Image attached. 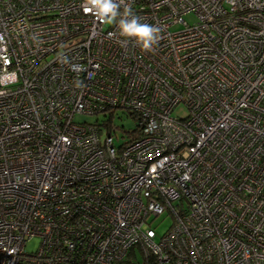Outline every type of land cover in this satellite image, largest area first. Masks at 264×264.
Wrapping results in <instances>:
<instances>
[{
  "label": "built area",
  "instance_id": "1",
  "mask_svg": "<svg viewBox=\"0 0 264 264\" xmlns=\"http://www.w3.org/2000/svg\"><path fill=\"white\" fill-rule=\"evenodd\" d=\"M125 7L0 0V264H264V0Z\"/></svg>",
  "mask_w": 264,
  "mask_h": 264
},
{
  "label": "clouds",
  "instance_id": "2",
  "mask_svg": "<svg viewBox=\"0 0 264 264\" xmlns=\"http://www.w3.org/2000/svg\"><path fill=\"white\" fill-rule=\"evenodd\" d=\"M91 8H85V11L95 10L101 19L118 21V30L122 37V42L134 40L143 50L151 51L154 45L161 40L162 29L156 25L142 22L141 17L134 14L129 7L124 8L123 15H120L122 0H86Z\"/></svg>",
  "mask_w": 264,
  "mask_h": 264
},
{
  "label": "rangeland",
  "instance_id": "3",
  "mask_svg": "<svg viewBox=\"0 0 264 264\" xmlns=\"http://www.w3.org/2000/svg\"><path fill=\"white\" fill-rule=\"evenodd\" d=\"M188 21L192 22V18H187ZM123 113V114H122ZM116 116L113 118V126L117 127L118 130L115 133H112V140L115 148L120 147L124 142L127 141V135L135 130L134 121L130 118H126V115L122 111H117ZM186 114V110L184 107L179 106L177 109L174 110L173 115L177 117H183ZM77 121L86 122V123H101L105 122V118L103 115L98 117H76ZM171 225V219L168 216H163L159 218L153 224V229L157 234V240L161 237L167 229ZM39 241L37 239L31 241L26 246L27 252H34L38 247Z\"/></svg>",
  "mask_w": 264,
  "mask_h": 264
},
{
  "label": "trees",
  "instance_id": "4",
  "mask_svg": "<svg viewBox=\"0 0 264 264\" xmlns=\"http://www.w3.org/2000/svg\"><path fill=\"white\" fill-rule=\"evenodd\" d=\"M129 139H127V141H128Z\"/></svg>",
  "mask_w": 264,
  "mask_h": 264
}]
</instances>
